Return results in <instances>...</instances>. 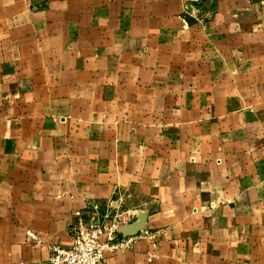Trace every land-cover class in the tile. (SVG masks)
I'll use <instances>...</instances> for the list:
<instances>
[{"label":"crops","instance_id":"crops-1","mask_svg":"<svg viewBox=\"0 0 264 264\" xmlns=\"http://www.w3.org/2000/svg\"><path fill=\"white\" fill-rule=\"evenodd\" d=\"M120 195L109 264H264V0H0V264Z\"/></svg>","mask_w":264,"mask_h":264},{"label":"built area","instance_id":"built-area-1","mask_svg":"<svg viewBox=\"0 0 264 264\" xmlns=\"http://www.w3.org/2000/svg\"><path fill=\"white\" fill-rule=\"evenodd\" d=\"M187 9L192 10V15L197 12ZM130 197L120 195L106 203L89 200L82 209L76 210L69 229L71 246H51L49 264H109L110 256L134 250L142 241H148L157 249L163 235L161 232L145 225L128 234L123 232L125 227L138 223L141 217L128 206ZM26 234L29 243H42L36 232L27 230Z\"/></svg>","mask_w":264,"mask_h":264},{"label":"water","instance_id":"water-1","mask_svg":"<svg viewBox=\"0 0 264 264\" xmlns=\"http://www.w3.org/2000/svg\"><path fill=\"white\" fill-rule=\"evenodd\" d=\"M145 225V218L144 217H140V221L138 223H136L135 225L131 226V227H125L123 229V232L128 234V233H131V232H134L138 229H140L141 227H143Z\"/></svg>","mask_w":264,"mask_h":264}]
</instances>
